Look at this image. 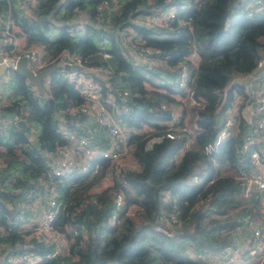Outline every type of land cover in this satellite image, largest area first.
Listing matches in <instances>:
<instances>
[{"label":"trees","instance_id":"16d2710c","mask_svg":"<svg viewBox=\"0 0 264 264\" xmlns=\"http://www.w3.org/2000/svg\"><path fill=\"white\" fill-rule=\"evenodd\" d=\"M100 1H25L28 11L24 12L15 0H0V29L5 24L17 26L18 32L13 33L23 35L24 47H39L44 58L67 51L85 66L106 69L95 79L100 84L99 101L106 96L112 99V114L129 129L142 125L148 129L129 132L126 143L130 151L121 159L122 167L110 171L109 184L96 186L108 172L105 160L90 178L72 170L54 179L60 208L53 226L69 238L66 253L54 254L51 242L27 236L34 225L19 224L22 217L31 216L33 195L42 193L50 179L46 156L68 141L58 128L64 126L79 137L98 124L82 113H67L82 98L61 78L60 65L48 74L44 88L52 106L24 77L4 69L0 74V98L4 100L0 115L8 117L12 126L0 135V254L35 255L34 264H222L221 257H210L228 247L238 217L249 210L235 201L242 186L236 174L250 168V151L240 147L244 132L255 123L239 110L241 115L234 116L237 130L232 129L209 151L204 146L216 138L223 112L235 100V93L244 100L240 109L253 120V107L247 105L253 96H248L245 83L233 78L264 66V59L257 66L264 56V11L247 13L241 1L229 14L232 0H171V4L188 5L168 28L152 29L132 18L162 7L164 0H116L111 12L97 9ZM76 10L86 20H74ZM128 35L130 41L122 43L121 38ZM140 47L147 48V59L164 64L142 63L129 56V49ZM2 48L8 50L10 45ZM192 50L197 63L187 72L182 88L174 81L179 76L175 64ZM103 52L108 56L103 57ZM124 88L128 93L121 97ZM188 93L196 104L187 103ZM161 103L179 105L182 119L177 125H186L183 119L193 122V132L166 137L170 109L160 107ZM17 119L23 121L38 147L27 140ZM260 161L264 165V156ZM116 192L122 195L124 208L110 223ZM128 205L136 207L135 216L125 213ZM171 210L177 213L179 225L168 236L154 231L155 223L162 224L159 214Z\"/></svg>","mask_w":264,"mask_h":264},{"label":"built area","instance_id":"2783aa9c","mask_svg":"<svg viewBox=\"0 0 264 264\" xmlns=\"http://www.w3.org/2000/svg\"><path fill=\"white\" fill-rule=\"evenodd\" d=\"M27 1L30 4L32 0H20L18 6L22 8L24 12L28 11V7L24 2ZM237 1L243 2L244 7L252 8L254 11L263 12L264 0H232V4L228 6L229 14L235 11V5ZM116 0H102L97 5V9L106 10L111 12L113 10V4ZM22 4V5H19ZM162 7L150 10L144 15L135 16L132 18V22L138 23L148 28H168L170 23L175 20L180 9H184L188 3H180L178 5L171 4V0H164ZM244 10L249 13L245 8ZM78 23L86 20V15L79 10H76L74 17ZM7 23V22H6ZM188 23V19L184 21ZM189 27V26H188ZM121 36V35H120ZM132 38L131 35L121 38L123 42H129ZM134 39H139L138 36H134ZM133 39V40H134ZM9 44L10 48L5 50L2 45ZM142 41L139 42V45ZM129 48V46H128ZM147 48L140 47L135 51L129 49L128 53L130 57L138 58L142 63L154 64L155 61L147 59ZM23 56L26 59L28 67L33 71L40 70L55 62L59 65L66 64L70 68L64 69L62 66L61 78L70 83L73 88L78 92V95L82 98V102L75 107L67 109V113H82L86 117L96 121L98 127L103 129L104 137L106 139V146L101 149H97L96 146L91 145V134L89 132L86 136L76 137L75 133L68 130L66 127H59V132L62 136L67 138V143L57 145L53 151L49 153L47 166L48 170L46 174L50 177L48 183L44 187V191L40 194H35L32 197L33 204L41 203L40 214L37 220V224L32 227L30 234L35 237L36 240L43 242H51L53 244L54 254L66 253L67 247L62 243L64 233L57 231L53 222L59 211V202L56 200L57 182L54 179L63 178L69 174L72 170L78 172L87 173L88 178L96 174L102 167L101 161L105 160L106 170L108 175L111 176L112 168L115 171L119 170L123 161L122 158L126 157L130 151V146L126 143V139L130 131L133 128L125 129L121 119L114 116V101L108 96L103 97V101L98 99V92L100 84L95 80L99 73L105 72L106 69L101 67H88L83 65L80 58L67 51H61L51 59L43 57V53L39 47L30 46H18L16 43V35L10 26H5L0 29V57L2 60H16ZM103 57H107L108 53L103 52ZM264 57L257 61V66L262 63ZM164 64V61H158L155 64ZM197 54L194 50L190 51L184 56L183 61H178L175 65L179 69V76L175 81L179 87L184 88L187 76V72L196 66ZM166 65V64H165ZM73 66V67H71ZM43 89L48 86V75L42 78ZM106 84V82H105ZM127 89L124 88L121 91V97L127 94ZM187 103L189 105L196 104L191 94L186 95ZM253 120L255 126L246 130L243 134L244 141L240 147V150L250 151L248 153L250 159V168L240 169L236 177L242 182L239 195L235 201H239L243 206L245 204L249 209L246 213L241 214L238 217L237 225L235 227V234L231 240L230 250L225 253L221 258H224L226 264H264V165L260 161V156H264V85L256 91L253 96ZM3 98H0V104L3 102ZM184 101V100H183ZM235 100L224 110L223 123L220 125L216 138L211 143H207L204 146L205 151H209L215 143L232 129L236 130V120L234 118V112L231 113L228 110L231 105H235ZM109 108H107L106 104ZM160 107L170 109V121L168 122V129L165 131V136L168 138H175L181 131L190 132L186 125H177L180 119V107H171L168 104L161 103ZM173 124H175L173 126ZM12 126V121L8 117L0 118V135H3L5 130ZM194 127V126H193ZM30 129V128H29ZM137 129V128H135ZM31 130V129H30ZM137 132V131H135ZM192 133V132H191ZM90 135V137H89ZM188 139V140H187ZM186 139V143L190 138ZM249 145H254L249 150ZM166 197V194H164ZM250 201H254V208L250 205ZM113 212L109 216L108 221L113 223L116 220V213L120 209L124 208L123 198L119 192H116L112 197ZM136 207L134 205H128L125 208V213L133 215L135 214ZM256 211L260 213L256 217ZM177 213L171 210L170 212L162 211L159 214V221L162 224L155 223L152 229L162 235L168 236L179 225V219ZM135 216V215H133ZM84 232V230H82ZM75 229H72V234H75ZM61 235V237H60ZM22 246H25L22 244ZM238 258L237 260L233 258ZM37 256H30L24 252L18 255L0 254V264H33L37 261Z\"/></svg>","mask_w":264,"mask_h":264},{"label":"rangeland","instance_id":"374dc122","mask_svg":"<svg viewBox=\"0 0 264 264\" xmlns=\"http://www.w3.org/2000/svg\"><path fill=\"white\" fill-rule=\"evenodd\" d=\"M243 8H245L247 11H254L252 8H249L248 6L247 7H244V5H243ZM260 10H263L264 11V9H260ZM257 12V11H256ZM264 57V56H263ZM263 57H261V58H263ZM263 64H264V61H263ZM262 64V65H263ZM259 65H261V62H260V64ZM258 65V66H259ZM180 74V73H179ZM257 76H259L258 78H256V79H254L250 84H249V82L248 81H246V82H244L245 83V86H246V89H247V94H248V96L249 95H251V96H254V94L256 93V91L257 90H259V88L261 87V86H263L264 85V74H261V73H258V75ZM234 80H238V81H243V79L242 78H233V81ZM248 82V83H247ZM116 87H118V86H116ZM119 88V87H118ZM248 88H250V91H248ZM118 90H120V89H118ZM246 91V90H245ZM244 91V93H246ZM175 95V94H174ZM174 95H172V96H174ZM236 97H237V100H236V102H235V105L233 104V105H231V107L228 109V110H230L231 111V113H233L234 112V114L236 115V114H239L238 112H239V110H240V112H242V114L244 115V117L246 118V120L247 121H251L252 122V119L250 118L251 117V114H248L247 115V113L243 110V109H240V105H241V102L242 101H244L243 99H241V95L239 94V93H235L234 94ZM176 96V95H175ZM44 97H47V95H45ZM243 98V97H242ZM242 100V101H241ZM251 101V102H250ZM249 101V103L247 104V105H249V106H251V108L253 107V104H254V99H252V100H250ZM247 103V102H246ZM226 110V109H225ZM249 113V112H248ZM250 113H253V109L250 111ZM223 115H224V112H223ZM239 115H241V113L239 114ZM181 117V116H180ZM181 119H182V117H181ZM181 122H185L186 123V126L187 127H189L191 130L193 129V126H192V124H193V122L190 124L188 121H186L185 119H183V121H181ZM122 124H123V126H124V128L125 129H128V125H126V124H124L123 123V121H122ZM142 127V126H141ZM141 127H138L137 129H140ZM146 127V126H145ZM145 127H142V129L140 130V132L139 131H137L138 133H144L145 131H147L148 129H146ZM235 128H236V130H237V127L235 126ZM132 132H134L135 133V128L133 129V131ZM192 132H193V130H192ZM91 145H93V143L91 142L90 143ZM108 180H109V178H108ZM111 181V180H110ZM107 183V180L104 178H102V179H99L98 180V184L96 185L97 186V188H101L104 184H106ZM93 188H95V187H93ZM250 205L254 208V205H255V202L254 201H250ZM243 208H245V209H247V206L245 205V204H243ZM235 212V210H233L232 211V213H234ZM260 212V211H259ZM259 212H257L256 211V217H258L259 215H260V213ZM60 237H61V235H60ZM66 241H69V238L66 236V235H63V239H62V243L63 244H66ZM230 246H231V242H230V244L228 245V247H225V248H223V250H222V252H220V253H216V254H214L213 256H211L210 258L211 259H218L219 257H222L223 255H225V253L227 252V251H229L231 248H230ZM225 258V257H224ZM224 258H221L220 259V262H222V264H226L225 263V260H224ZM233 259H235V260H237L238 258L236 257V258H233ZM213 262H215V261H213ZM34 264V263H33Z\"/></svg>","mask_w":264,"mask_h":264},{"label":"water","instance_id":"95a60500","mask_svg":"<svg viewBox=\"0 0 264 264\" xmlns=\"http://www.w3.org/2000/svg\"><path fill=\"white\" fill-rule=\"evenodd\" d=\"M59 63H53L51 65H48L40 70H37L33 72L27 65L26 59L21 56L18 59L12 61L9 59L2 60L0 57V74L1 72L6 68H11L18 74H20L22 77L25 78V80L31 84L34 89L41 94L42 96H45L44 89L42 87V78L46 75H48L52 70H54ZM64 69L70 68V66L63 64L61 65ZM73 67V66H71ZM47 102L52 106V100L50 97H45ZM13 116V114H11ZM55 117H58V115H55ZM15 123L23 130V133L26 135L27 140L31 142V144L35 147H38V143L34 139L32 134H29L28 131H26L24 123L22 120L17 119ZM42 152V151H40Z\"/></svg>","mask_w":264,"mask_h":264},{"label":"crops","instance_id":"0c3cea01","mask_svg":"<svg viewBox=\"0 0 264 264\" xmlns=\"http://www.w3.org/2000/svg\"><path fill=\"white\" fill-rule=\"evenodd\" d=\"M20 0H15L16 4L19 3ZM33 2V0L31 1V3ZM19 5H22V4H19ZM12 30L14 32H18V28L17 26H12L11 27ZM16 43L17 45L19 46H24L25 45V41H24V37L23 35L21 34H17L16 35ZM257 71L255 73H251V74H248L244 77H235V78H242L243 81H240L242 83L248 81L249 84L254 80L256 79L258 76V73H261V74H264V66L260 67V68H257L256 69ZM255 77V78H254ZM238 81V80H237ZM247 82V83H248ZM235 101L237 100V97L235 96ZM1 113V112H0ZM0 118H3V116L0 115ZM194 125V123L192 124V126ZM142 127H145L144 125H142ZM142 127L140 129H135V131H139L142 129ZM146 128V127H145ZM30 130V129H29ZM90 134H91V140L93 142V146H96L97 149H101V148H104L106 146V139L104 137V131L103 129H101L100 127H91L90 129ZM31 131V130H30ZM97 141V142H95ZM96 143V144H95ZM0 149H2V147H0ZM106 179L107 180V183L104 184V185H107L109 184L111 181V176L108 175V173H106L103 177H101V179ZM109 178V180H108ZM103 185V186H104ZM92 190H96V188H93ZM41 203L39 204H33L32 201L30 202V207H31V216H24L22 217V220L20 222V226L21 227H25V226H31V225H36L37 224V220H38V217H39V214H40V209H41ZM68 242L69 241H66V244H65V247H67L68 245Z\"/></svg>","mask_w":264,"mask_h":264}]
</instances>
